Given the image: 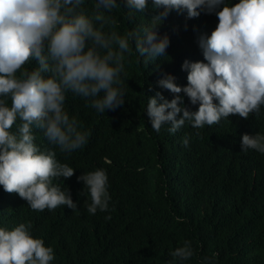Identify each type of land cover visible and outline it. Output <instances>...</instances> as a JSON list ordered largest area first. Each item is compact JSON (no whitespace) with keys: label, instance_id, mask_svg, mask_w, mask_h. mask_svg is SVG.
Returning a JSON list of instances; mask_svg holds the SVG:
<instances>
[{"label":"clouds","instance_id":"obj_1","mask_svg":"<svg viewBox=\"0 0 264 264\" xmlns=\"http://www.w3.org/2000/svg\"><path fill=\"white\" fill-rule=\"evenodd\" d=\"M120 8L135 23L137 13L147 16L148 0H123V7L118 0H93L91 8L86 0H0V186L17 193L33 211L59 206L75 211L79 206L68 189L53 183L72 178L76 170L58 161L55 151H42L34 143V130L42 131L61 153L82 148L90 133L66 111L67 93L88 101L97 114L124 105L125 55L135 51L146 68L164 57L170 39L158 29L172 11L186 12L189 20L215 14L218 24L210 36L198 37L204 60L184 61L187 86H178L172 74L157 81L173 98L160 91L148 96L145 112L153 130L159 133L168 125L175 134L186 122L201 129L230 116L247 120L264 113V0L234 5L227 0H153L148 23L123 34L116 30L114 16ZM31 62L36 67L28 70ZM181 93L198 110L185 106ZM189 140L185 134L182 145L187 147ZM241 147L264 154V133L244 134ZM77 180L84 185L87 211H107L106 171L84 172ZM30 229V223L11 230L0 227V264H51L53 248L34 238ZM193 255L191 242L184 241L170 252L169 264H182ZM202 264H212L211 258L204 257Z\"/></svg>","mask_w":264,"mask_h":264},{"label":"trees","instance_id":"obj_2","mask_svg":"<svg viewBox=\"0 0 264 264\" xmlns=\"http://www.w3.org/2000/svg\"><path fill=\"white\" fill-rule=\"evenodd\" d=\"M92 2L86 0V7ZM118 3L123 7V0ZM152 8L153 0H148L147 16L137 13L135 23L127 21L125 9L115 10L116 30L123 34L146 25ZM186 16L172 11L159 27L170 45L148 68L135 51L125 55V103L115 111L97 114L88 101L67 93L66 111L90 133L82 148L61 153L42 131L34 130V143L42 151H55L58 161L76 170L70 179L53 180L70 191L79 205L75 211L67 206L33 211L17 193L0 186V227L11 230L30 223L32 236L53 248L51 264H169L170 252L184 241L191 242L194 255L182 264H202L204 257L212 264H264V154L243 152L241 147L244 134L264 133V113L247 120L230 116L201 129L186 122L171 134L168 125L155 132L145 112L148 96L156 91L173 98L157 86L164 74L174 75L178 86H187L184 61L204 60L198 37L210 36L218 19L215 14L190 20ZM25 67L32 70L36 64ZM181 95L185 106L198 110ZM185 134L190 137L187 147L181 143ZM97 168L108 175L111 199L107 211L98 209L92 215L84 206V185L77 177Z\"/></svg>","mask_w":264,"mask_h":264}]
</instances>
